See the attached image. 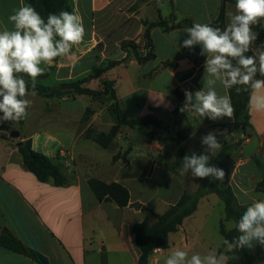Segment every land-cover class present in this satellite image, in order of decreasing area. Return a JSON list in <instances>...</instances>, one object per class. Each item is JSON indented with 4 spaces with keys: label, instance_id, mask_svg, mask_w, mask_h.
<instances>
[{
    "label": "crops",
    "instance_id": "1",
    "mask_svg": "<svg viewBox=\"0 0 264 264\" xmlns=\"http://www.w3.org/2000/svg\"><path fill=\"white\" fill-rule=\"evenodd\" d=\"M136 4L138 8L131 11ZM21 5H27L26 1L0 0V30L12 27L7 17ZM71 6V13L83 19L86 29L83 42L72 49L74 61L58 58L50 67V75L37 79L36 83L45 87L73 83L96 74L111 61L121 62L83 86L96 90L104 81H114L122 118L134 120L153 116L169 126L188 127L183 143L188 154L204 152L201 137L210 131L216 132L222 149L211 156L209 163L226 173L225 180L215 181L216 184L230 187L242 207L253 199H264V191L258 188L264 180V111H257L252 105L251 93H237L235 88L225 89L217 83L218 94L228 95L231 99L233 119L201 120L194 113L177 110L178 89L184 95V90L195 92L203 87L205 57L199 55L200 47L196 46L194 52L185 48L177 51L186 38L183 30L188 26L152 28L150 36L156 57L143 64L121 47L123 41L135 40L144 48V20L155 22L162 17L169 25L185 20L212 24L219 18L222 0H71ZM225 11L227 26L228 14L235 12V3L227 2ZM172 14L176 17L174 22ZM254 30L259 36L249 55H254L256 48L264 44V22ZM74 95L58 101L45 100L38 95L29 97L32 105L21 129L19 122L0 125V237L6 230L44 255L50 264H139L140 252L132 227L147 217L151 224L155 223L156 218L150 210L162 215L186 191L189 192L183 176L173 174L165 166L154 163L153 156H148L153 153L156 160L164 161L163 157L168 156L174 163L178 157L176 146L160 132L161 140L145 139V149L142 145L132 146L125 163L122 156L128 148L119 145L112 149L115 138L106 150L112 151L113 158L120 156V159L110 165L103 164L98 151L89 146L88 143L93 141L85 138V132L90 127L102 130V127L116 125L109 111L110 103L105 100V107H88L93 114L85 118L86 111L66 106L72 99L76 100ZM245 97L249 98L248 108L244 107ZM91 101L94 102L92 98ZM247 109L249 126L246 129L232 127L243 122ZM123 128L130 129L124 126L120 130ZM14 131L20 132L18 139L12 136ZM102 131L110 133L111 128ZM28 140L35 151L48 156L63 170L68 178L67 185L58 187L41 182L23 167L18 144ZM136 150L146 152L136 155ZM135 164L140 167L141 174L143 171V177H129ZM157 175L161 181L157 183L156 192L162 196L152 203L142 194L148 190L147 182L155 183ZM92 178L126 186L131 194L130 204L121 208L108 200L98 201L88 184ZM195 181L199 182V179L195 178ZM134 182L141 183L136 197L128 186ZM210 195L200 201L198 210L184 220L179 231L170 235L169 248L154 251L150 264H164L166 257L176 249L204 254L221 246L222 241L211 243L205 230L206 215L198 218L202 203ZM225 218L226 215L220 222ZM252 253L256 264H264V248L256 245ZM0 264L38 263L0 246Z\"/></svg>",
    "mask_w": 264,
    "mask_h": 264
},
{
    "label": "clouds",
    "instance_id": "2",
    "mask_svg": "<svg viewBox=\"0 0 264 264\" xmlns=\"http://www.w3.org/2000/svg\"><path fill=\"white\" fill-rule=\"evenodd\" d=\"M225 28L208 23H193L183 31L186 38L179 48L205 57L203 87L195 92L184 90L185 100L179 111L194 113L203 120L233 119L234 108L228 95L218 94L216 85L251 93V103L257 111H264V44L256 48L258 32L264 22V0H236L235 12L229 13ZM11 28L0 30V125L27 119L35 97L36 80L44 75L57 58L74 61L72 49L83 42L86 35L80 15L61 11L43 17L31 4L21 5L8 17ZM28 77V79H25ZM261 77V78H258ZM204 152L186 154L178 169L180 176L211 179L223 182L225 171L209 163L211 156L222 149L214 131L201 137ZM243 191V190H242ZM247 195V193H245ZM237 236L223 239L219 248L204 254H189L183 249L173 250L164 264H229L238 260L239 250L264 248V199H253L240 217L233 222Z\"/></svg>",
    "mask_w": 264,
    "mask_h": 264
},
{
    "label": "trees",
    "instance_id": "3",
    "mask_svg": "<svg viewBox=\"0 0 264 264\" xmlns=\"http://www.w3.org/2000/svg\"><path fill=\"white\" fill-rule=\"evenodd\" d=\"M26 4H31L36 8V10L45 18H47L49 13L59 14L61 11L72 12L71 0H25ZM141 1V0H140ZM234 2L236 0H222V7L219 18L217 21L213 22V27L225 28V8L227 2ZM139 4V3H138ZM136 4L131 11L138 8ZM171 20L176 21L175 15L172 14ZM146 27L144 32V38L146 45L142 48L135 40L123 41L121 47L123 51L128 54L132 53L140 64L150 61L156 57L152 40L150 36V31L152 28L161 26L167 29H174L182 26L183 24L188 27L192 26V22L185 20L181 23H173L169 25L167 20L162 17L158 21L150 22L147 20L143 21ZM264 37V34H262ZM144 51H143V50ZM58 60V58L56 59ZM121 64L118 61L109 62L108 66L104 69H100L96 74L90 75L84 80H79L73 83H63L54 87H45L36 83L37 95L49 99V97L55 94L59 90L71 89L77 92L76 95H85L91 97L93 100L102 98L107 100L109 105V111L111 112L112 118L115 120L116 125L111 129L110 133H106L94 127H90L85 132V138L91 140L101 146L104 149H109L114 140L115 135L117 136L120 129L124 126L129 127L136 131L138 137L141 140H145L148 137H153L154 132H162L165 134V138L174 143L176 150L178 152L177 161L167 162L157 159V163L161 166H165L170 172L175 175H179L178 169L181 167L183 157L188 154L183 143L187 138V133L189 131L188 127L179 128L177 126H169L164 122L158 120L153 116H148L145 118L127 120L122 118V112L115 90L114 81H104L101 90H92L88 87H84V83L100 77L105 71ZM52 68L39 76L37 79L46 78L50 75ZM28 79V77H25ZM179 104L178 111L184 102V95L181 90H177ZM75 96V95H74ZM244 107L248 108L249 98L245 97ZM93 111L88 108L85 112V118H88ZM25 120L19 121V129L23 127ZM242 126L244 129L249 126V112L248 109L244 115L242 123L233 125L232 127ZM19 145V153L22 158V165L27 170L32 172L41 182L53 183L55 186L62 187L68 184V178L63 172V170L46 155L35 151L32 147L30 140L22 141ZM132 151V146H129L125 155L122 159L125 163L128 162L127 155ZM120 159V156H114L113 161L116 162ZM88 184L96 196L98 201L108 200L115 203L118 207L124 208L130 204L131 194L129 189L121 183L112 182L106 183L99 179L92 178L88 181ZM258 188L264 191V180L259 184ZM210 194H216L221 201L224 203L225 207V221H235L243 213L245 207L238 204L236 196L234 195L230 187H221L216 184L215 181L211 179H199V187L195 192H185L180 200L173 206H171L164 214L159 215L150 210V212L155 216L156 222L151 224L150 218H145L142 222L135 224L132 227V234L134 236L135 243L139 249L140 257L139 264H150V257L157 249H167L170 246V235L179 231L184 220L192 216L197 210L200 201ZM225 221L220 222L219 231L224 239L231 240L238 233L235 229H227ZM0 246L29 257L38 264H50L49 260L42 255L37 250H34L24 244L21 240L15 237L11 233L3 234L0 237ZM239 259L230 261L229 264H256L255 258L252 253V249L239 250L235 253Z\"/></svg>",
    "mask_w": 264,
    "mask_h": 264
},
{
    "label": "rangeland",
    "instance_id": "4",
    "mask_svg": "<svg viewBox=\"0 0 264 264\" xmlns=\"http://www.w3.org/2000/svg\"><path fill=\"white\" fill-rule=\"evenodd\" d=\"M102 84L98 86V88L96 90H101L102 89ZM61 98H54L55 101L60 100ZM47 100V99H45ZM53 100V99H52ZM47 102V101H46ZM92 104V106H90ZM106 101L105 99L102 98H98L95 99L94 102L91 101V98L88 96H80V95H76V100H71L69 103L66 104V106L68 107H73L75 108L77 111L78 109H82L84 112L86 111V109L88 107H93V106H100V107H105L106 106ZM112 129L113 127L109 126H105L102 127V130H108V129ZM122 129V128H121ZM121 131V130H120ZM119 135L121 136V139L118 138ZM162 136V137H161ZM116 141L115 144L113 145L112 149H115L117 146H125L123 148L127 149L129 146H136V145H142V149H145L147 147V143L145 140H141L136 131L132 130V129H126L118 132L117 136L115 135ZM151 141L152 140H157L163 138V135L160 134V132L155 131L154 132V136H151ZM150 143V142H149ZM89 146H92L93 150H97L99 153V159L103 164H111L112 162L114 163L113 159V153L111 150H106L101 148L100 146H98L97 144L93 143V142H89L88 143ZM137 146V147H140ZM139 149V148H138ZM146 151H135V154H143ZM148 156H153V160L154 163H157V160L154 158L153 153L148 155ZM166 161H171L172 159L169 158L168 156L163 157ZM140 167L137 166L135 164L133 170L131 171V175L129 176V174L127 175V177L129 176L130 178H139L141 175L142 177L144 176L143 171L142 174L140 172ZM160 176L157 175V177H155V183L153 182L152 184H150V182H147V187L148 190L147 192H145V194H142V196L146 197V200L152 201V203H156L158 198L161 197L162 195H158L157 194V183L158 181L161 179L159 178ZM184 183L186 184V188L188 189L189 192H194L195 189H197V181H195V178H192L190 175L188 176H183L182 177ZM140 182H134L132 184H129L128 186L131 189L132 195L133 196H137L139 191H140ZM150 186V187H149ZM142 187H144V182H142ZM180 191V190H178ZM166 194V192L164 191V195ZM208 200L210 202V204H208ZM224 203L221 201V199L216 195V194H212L208 197V199H205L204 202L201 205V210L199 213L198 218H201L204 214L206 215V219L205 221V230L206 232L210 235L211 238V243L212 244H219L222 240L223 237L220 234L219 231V226H220V220L224 217L225 215V211H224ZM226 227L228 229V227H233V221L228 223V221H226Z\"/></svg>",
    "mask_w": 264,
    "mask_h": 264
},
{
    "label": "water",
    "instance_id": "5",
    "mask_svg": "<svg viewBox=\"0 0 264 264\" xmlns=\"http://www.w3.org/2000/svg\"><path fill=\"white\" fill-rule=\"evenodd\" d=\"M77 94V92L75 90H71V89H65V90H59L57 91L55 94L51 95L49 98L50 99H54V98H62V97H66V96H71ZM12 136L15 139H18L20 137V132L19 131H14L12 133ZM21 143H19L18 145H20ZM3 233L6 234L7 231L3 230Z\"/></svg>",
    "mask_w": 264,
    "mask_h": 264
}]
</instances>
